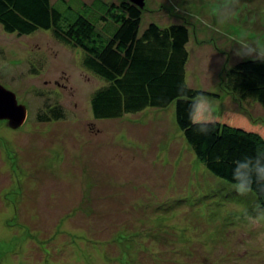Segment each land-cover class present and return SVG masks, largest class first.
<instances>
[{
	"label": "rangeland",
	"instance_id": "1",
	"mask_svg": "<svg viewBox=\"0 0 264 264\" xmlns=\"http://www.w3.org/2000/svg\"><path fill=\"white\" fill-rule=\"evenodd\" d=\"M142 17L141 31L189 28L187 83L219 94L216 115L241 111L264 124L259 103L222 88L228 68L252 59L237 55L239 44L264 49V0H146ZM83 58L51 30L0 26V84L28 110L18 129L0 121V264H264V222L246 217L256 196L197 159L176 102L97 120L91 99L105 82Z\"/></svg>",
	"mask_w": 264,
	"mask_h": 264
},
{
	"label": "trees",
	"instance_id": "2",
	"mask_svg": "<svg viewBox=\"0 0 264 264\" xmlns=\"http://www.w3.org/2000/svg\"><path fill=\"white\" fill-rule=\"evenodd\" d=\"M142 10L123 0H0V26L20 36L51 30L58 40L81 49L84 67L105 82L91 99L97 120H121L176 102L177 125L197 159L216 177L235 184L233 162L264 152V124L241 111L225 110L214 113L207 135L198 134L187 117L189 103L201 93L209 100L220 96L187 83L189 28L152 23L141 31ZM222 82L228 94L264 109V61H240L224 72ZM181 85H187L185 94ZM51 112L60 117L59 109ZM49 117L41 114L40 120ZM252 193L264 207V191L254 185Z\"/></svg>",
	"mask_w": 264,
	"mask_h": 264
},
{
	"label": "clouds",
	"instance_id": "3",
	"mask_svg": "<svg viewBox=\"0 0 264 264\" xmlns=\"http://www.w3.org/2000/svg\"><path fill=\"white\" fill-rule=\"evenodd\" d=\"M239 46L237 55L264 61V49L246 43ZM186 90L187 85H181L179 88L181 94H185ZM187 117L198 134L207 135L210 125L214 122L212 102L202 93L195 95L188 105ZM232 179L235 181V191L240 196L251 193L254 185L260 191H264V152L257 151L255 155H245L236 159L233 162ZM246 217L250 226L259 227L261 222H264V207L258 206L255 215ZM258 239L264 241V232L258 234Z\"/></svg>",
	"mask_w": 264,
	"mask_h": 264
},
{
	"label": "water",
	"instance_id": "4",
	"mask_svg": "<svg viewBox=\"0 0 264 264\" xmlns=\"http://www.w3.org/2000/svg\"><path fill=\"white\" fill-rule=\"evenodd\" d=\"M128 1L140 9L146 5V0ZM27 107L19 104L17 95L0 84V121H7L9 126L18 129L27 120Z\"/></svg>",
	"mask_w": 264,
	"mask_h": 264
}]
</instances>
